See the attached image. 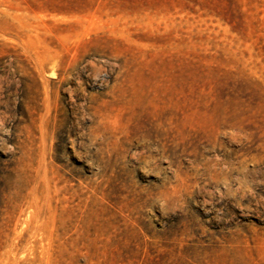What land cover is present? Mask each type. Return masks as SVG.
Listing matches in <instances>:
<instances>
[{"label": "rangeland", "instance_id": "obj_1", "mask_svg": "<svg viewBox=\"0 0 264 264\" xmlns=\"http://www.w3.org/2000/svg\"><path fill=\"white\" fill-rule=\"evenodd\" d=\"M0 264H264V0H0Z\"/></svg>", "mask_w": 264, "mask_h": 264}]
</instances>
